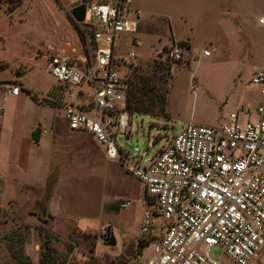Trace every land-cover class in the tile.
I'll use <instances>...</instances> for the list:
<instances>
[{
	"label": "rangeland",
	"instance_id": "374dc122",
	"mask_svg": "<svg viewBox=\"0 0 264 264\" xmlns=\"http://www.w3.org/2000/svg\"><path fill=\"white\" fill-rule=\"evenodd\" d=\"M76 1L22 0L10 14L0 8V64H4L0 67V83L14 82L20 86L21 97H25L12 106L5 102L4 111L13 128L22 133L29 132L34 117L48 130L52 126L67 128L61 107L68 102L62 100L65 93L81 91L80 87L93 90L86 81L79 86L56 88L46 69L55 54L68 55L81 65L86 55L88 63L92 62L94 43L88 31L93 28L71 16V4ZM130 5L141 16L138 36L142 44L137 49L140 68L150 71L168 46L182 41L175 39L188 38L190 49L183 48L182 59L170 64L171 78L156 83L162 89L169 83L166 114L126 113L124 131H118L115 138L124 151L139 148L146 152V163L168 137L188 123L218 125L231 112H238L239 122L257 120L255 110L263 85L255 86L252 78L264 69V24L258 22V17L264 16V0H130ZM67 14L79 23L85 41L80 40ZM118 43L121 53L131 49L126 38L120 37ZM205 48L210 56L202 54ZM32 95L38 99L35 103ZM42 96H54L56 100ZM88 102L78 105L86 106ZM245 107L251 113L246 114ZM151 137H157V141L148 147ZM8 140L9 133L4 129L0 132V155H7ZM72 155L73 159L76 156L92 162L81 169H67L71 206L67 204L66 209L75 218L76 214L85 215L103 206L104 223L96 229L101 220H90L86 215L80 217L81 221L71 218L70 224L53 223L49 221L52 213L21 214L12 205L9 210L0 207V264H17L7 245H20V238L24 240L21 246L25 255L34 264H138L150 258L151 243L146 241L149 244L138 249V241L147 237L139 224L147 207L144 185L126 173L117 159L106 158L104 164L96 166L99 157L94 154L80 149L73 150ZM64 186H60L62 191ZM122 201H129V205L120 207ZM111 231L116 244L105 245L103 238ZM29 243H35L38 249L28 252ZM46 248L49 254L42 252ZM210 255L226 264L231 262L219 245L211 248Z\"/></svg>",
	"mask_w": 264,
	"mask_h": 264
},
{
	"label": "built area",
	"instance_id": "2783aa9c",
	"mask_svg": "<svg viewBox=\"0 0 264 264\" xmlns=\"http://www.w3.org/2000/svg\"><path fill=\"white\" fill-rule=\"evenodd\" d=\"M83 3L82 22L93 28L92 62L85 57L81 65L68 55L55 54L46 69L56 87L79 86L83 81L92 87L86 106L64 103L68 127L90 133L103 146L107 159H117L126 173L144 185L147 207L140 230L147 235L143 240L151 243L152 254L138 264H226L210 255L215 245L222 247L230 264H248L258 258L264 249V70L252 78L253 84L263 85L256 121L239 122L238 112H231L218 125L188 123L143 163L146 152L137 147L124 151L115 139L118 131H124L129 81L140 64V12L130 0ZM258 22L264 24V16ZM120 37L131 47L124 53ZM182 50L174 42L158 61L174 64L182 59ZM4 92L18 95L21 89L8 82ZM2 112L0 103V119ZM244 112L251 113L248 107ZM156 141L157 137H151L148 147ZM128 205L129 201L120 203V207ZM35 249V243L26 246L28 252Z\"/></svg>",
	"mask_w": 264,
	"mask_h": 264
},
{
	"label": "crops",
	"instance_id": "0c3cea01",
	"mask_svg": "<svg viewBox=\"0 0 264 264\" xmlns=\"http://www.w3.org/2000/svg\"><path fill=\"white\" fill-rule=\"evenodd\" d=\"M80 3H83V0L73 2L71 5L74 7ZM176 40L188 41L189 48H186V50L190 49L188 38H179ZM140 55L142 54L140 53ZM85 57L87 56H83V58ZM185 63L189 64V60H186ZM5 83L8 82H1L0 85ZM60 89L59 92H61ZM3 90L4 85L0 90V103L3 107L0 119V132L5 129L9 133V146L6 149V152H8L7 155L5 156L3 154V150V155H0V160L2 159L0 161V207L9 210L12 205L21 214H29L33 211L35 215L48 216L49 213H52L54 216L49 220L50 222L54 223L58 221L63 224H70L71 218L74 217L66 209L67 204L71 206V199L69 198L70 188L69 186L66 188V185H69V182L66 184L67 174L69 173H67V169H81L92 162L89 159L87 161L77 159L76 156L73 159L72 151H80L82 149V152H89L90 154L98 156L99 161L97 160L98 163L96 166L104 164L106 159L104 151L103 149H99V145L94 142L90 133L72 130L68 125L64 129H56L52 126L50 130L44 128L46 130L45 132L40 130L39 140L37 143H34L31 136L32 131L37 125L43 127L42 124H39L38 121L35 122L34 117L28 133H22L18 128H13L12 124L9 123L8 115L4 111V104L7 102V104L9 103L12 106L18 103L21 98L25 97H21V92L18 95H11ZM80 90L65 93V98L62 100L64 102L67 100L69 102L70 100L72 101L71 103L78 105L82 101L92 99V90L88 91L83 87H80ZM260 98L261 94L259 100ZM37 103L42 105L40 101ZM44 104L47 105L46 103ZM61 107L63 110V106ZM80 144H82V147H79ZM61 185H65L64 191L60 189ZM104 213L103 206H101L99 209L94 207L91 213H85V215L92 218L90 220L100 219V224L96 228L99 229L104 223L106 216ZM85 215L76 214L74 219L80 220V217ZM110 233L113 232L111 231ZM104 244L107 245L105 242ZM248 264H264V249L258 258L250 261Z\"/></svg>",
	"mask_w": 264,
	"mask_h": 264
},
{
	"label": "trees",
	"instance_id": "16d2710c",
	"mask_svg": "<svg viewBox=\"0 0 264 264\" xmlns=\"http://www.w3.org/2000/svg\"><path fill=\"white\" fill-rule=\"evenodd\" d=\"M22 0H0V8H4L9 14L13 12L20 4ZM68 19L75 28L80 40L85 41V34L83 30L79 27V23L74 21L72 17L67 14ZM83 24V23H80ZM84 25V24H83ZM90 27V25H89ZM89 36L92 37V31H88ZM179 46L183 48H189L188 41L182 40L177 42ZM4 64H0V67ZM152 69L143 70L140 67L133 69L131 79L129 81V89L126 98V111L127 113L138 111L151 114H164L166 103H167V92L169 83L166 87L162 89L157 88V82L167 81V78H171L172 73H170L171 65L168 61H156L152 64ZM29 92V90H27ZM30 93V92H29ZM34 100L37 99L35 95L31 96ZM38 100V99H37ZM166 114V113H165ZM40 125H37L32 131V139L34 143L39 140ZM24 240L20 238L18 243H10L7 245L8 252L11 257L15 260L17 264H34L29 256L25 255L22 242ZM149 243L146 241H138V249L147 246ZM43 253L49 254L48 248L44 249ZM42 253V254H43ZM46 254V255H47ZM41 263L44 261L41 259Z\"/></svg>",
	"mask_w": 264,
	"mask_h": 264
},
{
	"label": "water",
	"instance_id": "95a60500",
	"mask_svg": "<svg viewBox=\"0 0 264 264\" xmlns=\"http://www.w3.org/2000/svg\"><path fill=\"white\" fill-rule=\"evenodd\" d=\"M70 14H71L72 17H74V19L77 22H82L85 19V4L81 3L79 5H76V6L72 7L70 9ZM92 23L93 24L96 23V17L92 18ZM103 241L107 245H115L116 244V240H115V237H114L113 233H109L108 236L103 238Z\"/></svg>",
	"mask_w": 264,
	"mask_h": 264
}]
</instances>
